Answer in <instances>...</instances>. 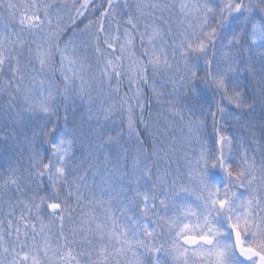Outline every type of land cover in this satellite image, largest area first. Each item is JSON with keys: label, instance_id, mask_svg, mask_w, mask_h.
Masks as SVG:
<instances>
[{"label": "snow or ice", "instance_id": "1", "mask_svg": "<svg viewBox=\"0 0 264 264\" xmlns=\"http://www.w3.org/2000/svg\"><path fill=\"white\" fill-rule=\"evenodd\" d=\"M0 264H264V0H0Z\"/></svg>", "mask_w": 264, "mask_h": 264}, {"label": "rangeland", "instance_id": "2", "mask_svg": "<svg viewBox=\"0 0 264 264\" xmlns=\"http://www.w3.org/2000/svg\"><path fill=\"white\" fill-rule=\"evenodd\" d=\"M17 2H20V3H22V2H23V0H17Z\"/></svg>", "mask_w": 264, "mask_h": 264}]
</instances>
